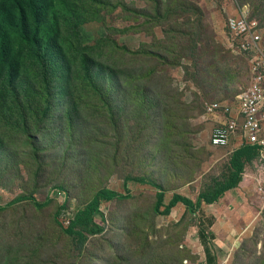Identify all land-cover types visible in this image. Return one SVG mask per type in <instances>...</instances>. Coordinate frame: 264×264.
Masks as SVG:
<instances>
[{"label":"rangeland","instance_id":"rangeland-1","mask_svg":"<svg viewBox=\"0 0 264 264\" xmlns=\"http://www.w3.org/2000/svg\"><path fill=\"white\" fill-rule=\"evenodd\" d=\"M245 6L264 31V0H52L43 19L6 1L20 64L15 81L0 79V207L27 195L52 202L0 211V264H264L256 157L219 207L153 211L152 184L168 205L230 176V155L208 146L205 107L248 86L249 57L226 35ZM127 177L146 183L124 190ZM104 189L131 197L84 216Z\"/></svg>","mask_w":264,"mask_h":264},{"label":"built area","instance_id":"built-area-1","mask_svg":"<svg viewBox=\"0 0 264 264\" xmlns=\"http://www.w3.org/2000/svg\"><path fill=\"white\" fill-rule=\"evenodd\" d=\"M226 35L232 49L249 57V82L233 101L206 105L212 123L208 146L230 157L245 147L255 148L259 169L256 182L264 185V31L245 6L229 17ZM260 191L264 197V190Z\"/></svg>","mask_w":264,"mask_h":264},{"label":"trees","instance_id":"trees-1","mask_svg":"<svg viewBox=\"0 0 264 264\" xmlns=\"http://www.w3.org/2000/svg\"><path fill=\"white\" fill-rule=\"evenodd\" d=\"M6 1L10 2L13 7H17L20 10L21 17H25L26 14V7L29 6L31 11L34 13L35 16L41 17L42 19L47 16V13L50 8V2L52 0H0V79H8L10 81H15L19 74V60L12 56V39L9 33L6 31L4 32L2 26V14L5 9ZM24 20V19H23ZM59 34L54 35L51 38V45L54 47L60 58L59 64L61 68L66 70L69 69V63L65 59V54L62 48L59 46L58 43ZM258 155L257 151L253 147H245L233 153L230 158V169L231 173L228 179L217 182L215 187L210 193H203L200 194L196 201L191 200L188 197L182 195H176L170 201L168 205H165V193L164 190L155 184H152L154 187L159 189V192L156 195V202L153 207V211L157 215H170L172 210L177 207L178 204H183L188 208V211L191 213H196L201 211L202 209V202L205 204H214L217 202L221 197L225 195L228 191L236 189L243 181V173L245 168V163L251 161L254 157ZM136 181L138 183H146L145 180L142 179H133L130 177L125 178L123 187L124 190H128L129 182ZM60 191L62 189H59ZM131 195H124V194H115L110 192L109 190H101L97 192L91 203L87 206V211L83 213L84 216H88L90 214H100V206L104 201H112V200H125L129 199ZM29 201L32 203L37 209H44L51 204V199H47L45 202H39L35 197L32 195L22 196L19 197L9 204L0 207V211L6 210L7 208L18 204L20 202ZM66 234L70 235H78L83 242L86 237L82 232H77L73 228L63 230ZM94 233V230L90 231ZM212 233V232H211ZM202 239V238H201ZM206 242V241H205Z\"/></svg>","mask_w":264,"mask_h":264},{"label":"crops","instance_id":"crops-1","mask_svg":"<svg viewBox=\"0 0 264 264\" xmlns=\"http://www.w3.org/2000/svg\"><path fill=\"white\" fill-rule=\"evenodd\" d=\"M229 193V194H228ZM227 194H228V197L227 198H231L232 197V195L233 194H235V189H233V190H231V191H228L227 192ZM226 198V197H225ZM215 203H217L215 206H217V207H219L220 206V203L217 201V202H215ZM214 203V204H215ZM207 206H212L213 204H210V205H208V204H206ZM218 215V214H217ZM216 215V216H217ZM222 220H219V222H221ZM215 224V220L213 219V222H212V224L210 225V230H211V232H212V234L214 233V229H213V225ZM217 226V225H216ZM212 228V229H211ZM224 230L226 231V232H228L229 230H230V227H228V226H226L225 225V227H224ZM248 232V231H247ZM247 234V233H246Z\"/></svg>","mask_w":264,"mask_h":264}]
</instances>
